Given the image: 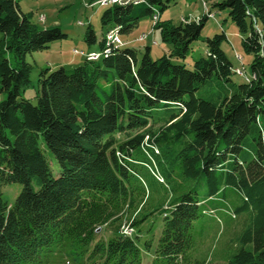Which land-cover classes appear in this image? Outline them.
I'll use <instances>...</instances> for the list:
<instances>
[{
	"label": "trees",
	"instance_id": "16d2710c",
	"mask_svg": "<svg viewBox=\"0 0 264 264\" xmlns=\"http://www.w3.org/2000/svg\"><path fill=\"white\" fill-rule=\"evenodd\" d=\"M177 1L109 6L102 37L90 25L85 33L88 47L103 51L111 29L129 34L158 15L152 32L168 45L161 58L125 45L72 73L44 69L33 102L24 97L34 86L28 56L68 35L35 24L18 0H0V264H143L153 247V237L138 234L150 215L141 213L148 179L173 193L151 212L164 219L151 264H205L190 253L207 201L248 215L236 254L222 264H264V0L213 5L228 10L252 56L255 79L244 83L233 80L239 69L222 48L226 34L202 37L212 11L198 21H162ZM199 41L206 57L192 69L174 63ZM12 184L22 186L15 199L3 190ZM229 189L241 203L228 208ZM128 216L134 237L122 234Z\"/></svg>",
	"mask_w": 264,
	"mask_h": 264
},
{
	"label": "rangeland",
	"instance_id": "374dc122",
	"mask_svg": "<svg viewBox=\"0 0 264 264\" xmlns=\"http://www.w3.org/2000/svg\"><path fill=\"white\" fill-rule=\"evenodd\" d=\"M18 1L24 13H32V20L35 24H38L42 28L59 26L62 32L68 35L67 39L51 44L50 49L34 53L27 58V61L35 66V71L31 77L34 86L27 89L24 97L35 102L33 98L36 94L39 73L42 70L51 69V71H56L60 67H63L67 73H72L84 62L85 57L78 53L75 54V51L88 53L90 48L84 38L89 25L92 26L98 38L102 37L103 28L101 17L107 7H91L90 4L94 0ZM220 2H222V0H178L162 13L161 19L162 21H169L174 25H178L185 19L189 21H198L207 12L212 11L215 18H210L206 22L202 31L203 39L212 38L217 34L225 33L227 40L223 43L222 48L227 58L232 63L234 69L244 68L249 75L252 56L244 52L241 44L242 37L235 24L229 18L228 10L213 8L215 3ZM205 4L208 9L206 12ZM154 23L155 22H153V25ZM153 25L152 20L147 19L141 22L131 33L125 35L121 34L120 37L123 42L132 39L130 40L129 47L136 49L139 57L144 54L146 47H151L153 50L151 52V58L157 60L168 50V45L162 43L159 33L155 32L153 35L147 33L149 27L152 29ZM143 32H146V34H142ZM142 36L148 38L145 41H140L139 39ZM153 41H155V44ZM91 48L98 49L97 46ZM193 48L194 51L188 58L184 61H174V63L180 62V64H186L192 69L195 61L206 57V44L199 41L193 45ZM238 57L242 58V61L239 60ZM233 80L237 83H244V77H240L236 74L233 75ZM148 184L151 189V198L141 213L142 216L146 214L150 215L142 226L143 231L138 234H140V239L142 240L153 237V247L151 253L145 252V250L143 251V264H151L156 249V242L164 225V219L162 216L158 215V211L154 214H151V212L154 209L161 210L167 207L172 201L173 194L167 192L163 185L152 179H148ZM3 190L7 196L15 199L21 193L22 186L19 184L7 185L3 186ZM204 193V191L200 192V198H204ZM221 198L224 199L222 196ZM227 198L228 208L241 203V196L231 189L228 190ZM224 207V201H207L204 205V208L209 213L202 215L194 223L192 231L195 247L190 254L194 260L204 262L205 264H222L228 262L236 254L237 244L234 242V238L247 222L248 215L242 214L234 217L233 212L230 209L226 211ZM211 210H214L215 213L211 214ZM132 218L133 216H128L126 218L127 222L122 225L121 230H124V226L130 225L133 220ZM129 230H131V228H129ZM145 230L149 232L145 233ZM130 232L133 237L137 234V230L135 233L133 231ZM103 236L106 238L109 237V232L104 231Z\"/></svg>",
	"mask_w": 264,
	"mask_h": 264
},
{
	"label": "built area",
	"instance_id": "2783aa9c",
	"mask_svg": "<svg viewBox=\"0 0 264 264\" xmlns=\"http://www.w3.org/2000/svg\"><path fill=\"white\" fill-rule=\"evenodd\" d=\"M118 1H124V0H98L95 3H93L91 5V7H95V6L109 7V6H113L114 3H117ZM205 11H208L206 4H205ZM105 38H106V48L103 51H101L102 54H103V52H105V50L112 49L115 46H124L125 45L123 40L121 39V37L110 36V33H108V32L106 33ZM145 38H146L145 36H142L139 40L143 41V40H145ZM76 53L85 56V53H83V52L75 51V54ZM238 59L241 60L242 58L238 57ZM238 73H242V75H244V78L247 82H250L252 79H255V75H250V74L248 75L246 73V71H240V69H239ZM129 233L130 232H128V234Z\"/></svg>",
	"mask_w": 264,
	"mask_h": 264
},
{
	"label": "bare ground",
	"instance_id": "6f19581e",
	"mask_svg": "<svg viewBox=\"0 0 264 264\" xmlns=\"http://www.w3.org/2000/svg\"><path fill=\"white\" fill-rule=\"evenodd\" d=\"M143 3H145V0H124V1H118L117 3H114V5L118 4V5H122V6H126V5L139 6V5L143 4ZM210 17H213V15H210ZM158 19H159L158 15L155 16L154 17V22H156ZM108 33H110V36H113V37H120L121 36L120 35V30H119L118 27H115V28L111 29V31H109ZM115 47H123V46H115ZM110 52H111V49L106 50L105 54L106 55L110 54ZM101 55H102L101 52L100 53H88V54H85V56L87 57L88 60H98V59L101 58ZM240 71H243V70H240ZM238 72H239V70H237V73ZM238 75L244 77V75H242V73H238ZM244 80H245V78H244Z\"/></svg>",
	"mask_w": 264,
	"mask_h": 264
},
{
	"label": "crops",
	"instance_id": "0c3cea01",
	"mask_svg": "<svg viewBox=\"0 0 264 264\" xmlns=\"http://www.w3.org/2000/svg\"><path fill=\"white\" fill-rule=\"evenodd\" d=\"M206 12V11H205ZM150 32H152V29H151V27H149V29H148V31H147V33L149 34ZM155 33V31H153L152 33H151V35H153ZM142 34H146V32H143ZM154 38V37H153ZM136 39V38H135ZM130 40H132V39H129V40H126V41H124L125 42V44L127 45V46H129L130 45ZM134 40V39H133ZM153 42H155V41H153ZM98 51V49L96 50V49H93V48H90L89 49V51L88 52H97ZM153 50H152V48H151V51L150 52H152Z\"/></svg>",
	"mask_w": 264,
	"mask_h": 264
},
{
	"label": "water",
	"instance_id": "95a60500",
	"mask_svg": "<svg viewBox=\"0 0 264 264\" xmlns=\"http://www.w3.org/2000/svg\"><path fill=\"white\" fill-rule=\"evenodd\" d=\"M100 229H98V231H99Z\"/></svg>",
	"mask_w": 264,
	"mask_h": 264
}]
</instances>
